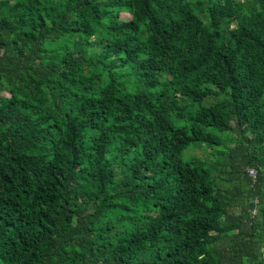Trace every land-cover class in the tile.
<instances>
[{"label":"trees","instance_id":"16d2710c","mask_svg":"<svg viewBox=\"0 0 264 264\" xmlns=\"http://www.w3.org/2000/svg\"><path fill=\"white\" fill-rule=\"evenodd\" d=\"M0 264H264V0H0Z\"/></svg>","mask_w":264,"mask_h":264},{"label":"rangeland","instance_id":"374dc122","mask_svg":"<svg viewBox=\"0 0 264 264\" xmlns=\"http://www.w3.org/2000/svg\"><path fill=\"white\" fill-rule=\"evenodd\" d=\"M213 101V99L211 98H208L204 101V103H211ZM189 154H192V155H195L197 157H202V156H205L204 152L202 150H194L192 152H189Z\"/></svg>","mask_w":264,"mask_h":264},{"label":"built area","instance_id":"2783aa9c","mask_svg":"<svg viewBox=\"0 0 264 264\" xmlns=\"http://www.w3.org/2000/svg\"><path fill=\"white\" fill-rule=\"evenodd\" d=\"M248 174L253 180L255 179V177H256V171L255 170H253V169L248 170ZM255 202L257 203L258 201L255 200ZM250 213L252 216H254L256 214V210H253Z\"/></svg>","mask_w":264,"mask_h":264},{"label":"bare ground","instance_id":"6f19581e","mask_svg":"<svg viewBox=\"0 0 264 264\" xmlns=\"http://www.w3.org/2000/svg\"><path fill=\"white\" fill-rule=\"evenodd\" d=\"M112 160V159H111ZM162 171V170H161ZM207 205V204H206Z\"/></svg>","mask_w":264,"mask_h":264}]
</instances>
